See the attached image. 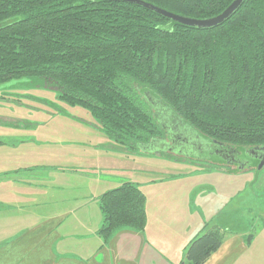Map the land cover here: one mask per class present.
<instances>
[{
	"label": "trees",
	"instance_id": "trees-1",
	"mask_svg": "<svg viewBox=\"0 0 264 264\" xmlns=\"http://www.w3.org/2000/svg\"><path fill=\"white\" fill-rule=\"evenodd\" d=\"M142 1L206 19L234 0ZM23 77L88 110L129 154L163 134L145 106L153 94L206 146L245 155L264 147V0H245L208 29L126 1L0 0V84ZM99 203L104 242L123 228L144 231L147 196L135 182L105 191ZM225 233L215 226L200 234L181 264H204Z\"/></svg>",
	"mask_w": 264,
	"mask_h": 264
},
{
	"label": "crops",
	"instance_id": "crops-1",
	"mask_svg": "<svg viewBox=\"0 0 264 264\" xmlns=\"http://www.w3.org/2000/svg\"><path fill=\"white\" fill-rule=\"evenodd\" d=\"M76 117L71 126H82ZM40 129L29 126L30 137H5L0 145V264H181L193 239L221 227L189 197L199 188L189 192L158 184L171 179L166 177L147 182L144 231L123 228L104 242L98 234L103 223L99 197L122 184L124 168L89 166L86 156L107 151L124 158L125 148L103 150V144H114L103 137H97L96 145L47 140ZM82 129L74 135L86 136ZM113 153L105 155L118 157ZM79 164L84 167H75ZM260 227L248 241L247 230L225 226L222 246L204 264H264V225Z\"/></svg>",
	"mask_w": 264,
	"mask_h": 264
},
{
	"label": "rangeland",
	"instance_id": "rangeland-1",
	"mask_svg": "<svg viewBox=\"0 0 264 264\" xmlns=\"http://www.w3.org/2000/svg\"><path fill=\"white\" fill-rule=\"evenodd\" d=\"M145 102V106L163 130L162 136L145 145H139L141 152L136 154H129L124 147V158H121L119 153L107 151L105 153L117 154L118 157L110 158L104 152L88 154L87 165L105 167L107 163H111L123 167L124 173L120 175L124 178L121 183L131 179L144 192L148 188V181L171 177L158 184H165L166 187L167 182L168 186H173L170 189L181 187L189 192L199 188V192L189 197L198 201L207 219L213 218L214 224L224 228L220 227L222 231H226V226L227 230H247L249 234L255 235L256 230L262 229L260 225H264V166L261 169L253 167L231 171V166L211 161L208 146L196 138L194 129L182 119L176 120L172 113H164L162 119V113L167 109L166 103L158 102L153 94H148ZM158 103L161 108L157 107ZM72 113L82 120L75 123H82V126H71L74 116ZM163 122L167 128L163 126ZM98 124L88 110L68 105L58 97L54 89L46 87L39 79L23 77L0 84V145L5 144V137H30L31 134L27 132L29 126H41L39 133L44 134L47 140L62 138L65 141L76 140L87 145H96L100 141L97 137L106 140L108 138L99 129ZM3 126L19 128L6 129ZM82 128L89 132H86V136L74 135L76 130H83ZM92 130L94 134L91 138ZM200 143L203 145H199ZM103 145V150L123 149V146L115 143L112 146ZM69 165L71 164L65 167H70ZM79 165L75 167H84L83 164ZM48 187L51 188V185ZM262 241L261 237L256 240L257 244Z\"/></svg>",
	"mask_w": 264,
	"mask_h": 264
},
{
	"label": "water",
	"instance_id": "water-1",
	"mask_svg": "<svg viewBox=\"0 0 264 264\" xmlns=\"http://www.w3.org/2000/svg\"><path fill=\"white\" fill-rule=\"evenodd\" d=\"M113 1H126V2L137 3V4L145 6L146 8H148L150 10H153V11L163 15L164 17H167V18H169V19H171V20H173V21H175L177 23L183 24L185 26H192V27H196V28H199V29H208V28H211V27H214V26H218L221 23L225 22L228 18H230L232 16L233 13H235L242 6V4L244 3L245 0H234L223 12H221L220 14H218V15H216L214 17L206 18V19L191 18V17L175 14L173 12L167 11V10H165L163 8L155 6V5H153L151 3H148V2H144L142 0H113ZM156 98L158 99V102L165 104L158 97H156ZM156 103H154V104H156ZM159 106H157V107L161 108L160 104H159ZM166 106H167V109H166L165 112L162 113V119L165 116L164 113H172L173 114V112L171 111V108L168 105H166ZM158 116L159 115L156 114V117L159 119L160 117H158ZM176 120H178V119L176 118ZM163 126L165 127L164 122H163ZM165 128H167V127H165ZM178 137H179V135H178ZM259 149L263 151L264 147L253 149L251 151L252 152L259 151ZM218 154L219 153H217L216 155H218ZM216 155L214 154V155H210L209 156L211 161L219 162L221 164H224L223 163L224 161L220 159V156L218 155L219 157H215ZM225 164H228V163L225 162ZM250 164L251 165H248V166L247 165H240L239 169L241 168V170H242V169L253 168V167L257 168V169H261L264 166V154H261V156H256L255 159L251 160Z\"/></svg>",
	"mask_w": 264,
	"mask_h": 264
},
{
	"label": "flooded vegetation",
	"instance_id": "flooded-vegetation-1",
	"mask_svg": "<svg viewBox=\"0 0 264 264\" xmlns=\"http://www.w3.org/2000/svg\"><path fill=\"white\" fill-rule=\"evenodd\" d=\"M223 149H217L214 147H207V151L210 155H216L217 153H219L218 155L220 156V159L223 160L225 162L228 163V165L231 166H238V168L240 167V165H251V160L255 159L256 156H261V154H264V150H260L259 151H246L245 155H242L243 153H241L240 151H236L235 149H231L229 146H225L222 147ZM218 155H216L215 157H219Z\"/></svg>",
	"mask_w": 264,
	"mask_h": 264
}]
</instances>
